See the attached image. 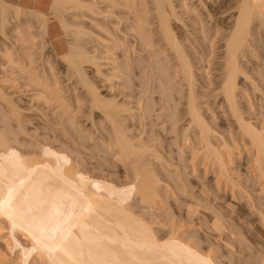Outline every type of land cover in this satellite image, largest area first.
Instances as JSON below:
<instances>
[{"label":"bare ground","instance_id":"obj_1","mask_svg":"<svg viewBox=\"0 0 264 264\" xmlns=\"http://www.w3.org/2000/svg\"><path fill=\"white\" fill-rule=\"evenodd\" d=\"M176 1L47 0L43 3L47 7L45 12L40 11L41 8L39 10L28 4L20 5L0 0L2 31H5L9 24H16L12 25L14 28L11 27L17 33V40L22 44L21 46H25L26 51L22 50V52L25 55L28 52V56L31 47L37 41L30 30L31 20L27 17L29 12L39 19L41 36L45 38L48 23L52 19L47 15L50 10L54 12V16L52 15L54 18L60 16V10L65 13L74 11L78 7H86L94 14L103 16L104 19L117 15L119 24L122 26L118 27L116 33L97 20H92L96 27L113 36L111 42L113 41L115 49L119 48L121 51L120 54L115 53L117 57L113 58L112 62L108 60V63L111 62L113 66V75L119 78L126 76L133 82V77L129 73L133 72L135 61L139 62L138 57L141 55L146 63L141 69L147 71V76L144 75L148 78V81L147 79L143 81L147 82V86L144 90L145 95L137 98L138 106L132 104L129 106L130 103H119L115 97L108 98L109 96L102 94L99 86H96V81H92L87 76L89 71L87 67H92L96 74L102 77L106 74L109 76V72L105 71L102 72L104 75H101L103 68L101 64L100 66L96 64L95 59L103 53L95 55L93 54L95 52H91L90 49L80 47L79 42H73L70 44L69 51L62 56L64 60L69 61L71 71L77 76V81L85 86L90 96L92 107L90 116L99 112L98 117H101V120L104 118L102 121L109 130L107 136L101 134L103 127L100 126V129L95 125L97 122L92 119V129L88 127L89 134L79 133L80 138L78 137L76 141L78 146L76 145V149L73 150L79 152L86 148L90 149L88 146H94V150L100 154L103 152L104 155L108 154L103 157L113 156L116 161H121L125 169L121 168L128 172L126 177H123L126 180L125 184L124 182L114 183L106 177V179L102 178L103 181L93 182L92 179L91 182V178L88 179L87 170L89 169H86L88 166L83 167L84 163H82L85 160L82 158L86 154L84 150L85 154L83 151L79 152V154L82 152L84 155H80L83 156L79 157L76 153L77 158H74L75 161L78 158L83 160L82 164L76 163L77 161L76 164L66 162V158L63 161L61 160L63 157H56L58 154H52L48 148L42 151L40 146L38 148L42 152L38 153L37 150L33 156L26 155V151L21 152L18 146L21 148V145L25 146L27 143V140L23 142L24 139L22 140L20 136V133L24 132L21 125L25 113H22L23 107L17 104V100L16 103L15 98L11 99L12 97L10 98L0 85V98H5L2 100L4 102L6 100V104L9 105L8 112L4 109L7 105L3 102L6 115L2 113L3 119L2 121L0 119V201L5 202L0 218H4L12 226V221L8 219L11 214L17 225L13 228V231L17 233L15 236L18 237L20 234L26 237L36 248L34 251L36 255L30 257L28 255L27 261H23L25 264H216L212 254H206L204 250H201L202 248L193 246L182 239L179 231L172 228L173 221L169 222L170 225L166 222L170 231H165L164 235H161L162 232L158 235L159 229L155 227L156 232L152 224L147 222L157 220L155 218L156 220L152 221L156 217L153 212L152 218L147 219V209L149 208L148 214L150 209L152 211L161 209V206L164 204L162 206L164 207L172 196L175 201L186 204V217L189 220H194L195 217L204 220L208 215L204 216L209 212V217L211 215L213 217L211 220L213 229L219 237L224 234L230 238L234 236L233 228L227 224L221 212L222 208H227L224 210L229 212L227 216L232 218V214L237 211L236 206L228 201L223 202V205L216 202L222 197L218 196V193V195L213 194L215 193L214 190L212 191L213 188L206 181L207 174L211 172L216 175L218 186L222 189L231 188L233 194H239L242 198L245 193L253 209H256L260 215H264V200L258 197L259 200L255 201L253 192L250 191L253 187L242 183L238 174L235 173L243 164L246 165L251 180L259 185L264 195V111H262L264 110V0H198L202 4L203 12L195 14L198 20L196 22V18L193 17L195 18L193 23L201 26V29L200 27L198 29L202 33L210 32V37L214 39L213 44L217 43L215 47L211 44V55L216 54L215 57H218L219 65L215 73L218 80L214 88L210 90L211 95L212 91L214 93V102H211L224 110L225 120L221 121L216 117L214 110L211 111V117L206 116L205 103L206 106L214 104L210 103V100L205 101L204 97H207L209 93L203 95L197 91L198 80L191 56L196 53L198 55V50L188 45L193 31L191 32L184 17L180 15ZM209 2H212L211 7L210 4L207 5ZM187 4L189 6L187 0H181L185 11L189 9ZM117 11L120 13L117 14ZM64 23L65 30L70 31L69 26L72 23L66 20ZM124 23L128 25L124 27ZM23 25L25 33L22 34ZM6 31L3 33L5 34ZM128 32L132 34L131 38ZM16 33L13 34L16 35ZM72 33L75 36L82 34L76 29ZM85 33L83 31L81 36ZM101 37L97 36V38ZM91 38L89 39L91 43L99 41ZM107 38L106 40L101 38L100 43L110 40ZM111 46L109 45V48L113 49L111 55L112 53L114 55V48ZM213 49L219 50L215 52ZM9 52H11L10 49L5 48V52L2 53L4 56L6 54V59L11 66L18 61L14 60ZM169 57L172 60H168ZM210 59L207 61L209 65ZM171 61L176 63L170 69ZM19 64L12 66L19 69ZM21 67L24 65L20 66V70L23 71L24 68ZM24 71L28 74L31 83L42 85L45 101L58 104L62 115L72 123L70 110L57 87L48 85V82L42 84L35 72L29 69ZM109 74L108 78H111L113 75L111 72ZM53 83L57 81L54 80ZM139 85L143 86L142 81ZM258 105L261 109L263 108L262 112H257ZM208 109L210 107H207ZM136 110L141 117L137 116ZM133 113L139 119H143L139 124V131H142L141 136L138 133L139 138H136L137 135L135 137L134 133L131 134L132 126L128 125L129 118L135 116ZM9 116L18 121L16 126L11 124L13 118L10 121ZM146 119H150L151 123L153 122L152 125L160 129L158 132L150 124L149 132L156 134L152 135L153 137L145 138L143 135L145 129L143 131L142 126ZM148 122L145 124H149ZM149 132L145 131V134ZM31 138L27 145H34L38 141L35 136ZM92 140L96 141L92 143L93 145L90 144ZM70 151L73 152L71 149ZM72 160L70 161L73 162ZM157 166L167 173L166 178L163 177V172H158L160 170ZM192 176L197 179H192ZM162 182L166 186H163ZM260 197L264 198V196ZM141 211L145 212H142L145 217H142ZM33 237L39 239L44 247L37 246ZM227 247L230 248L233 245L230 244Z\"/></svg>","mask_w":264,"mask_h":264},{"label":"rangeland","instance_id":"obj_2","mask_svg":"<svg viewBox=\"0 0 264 264\" xmlns=\"http://www.w3.org/2000/svg\"><path fill=\"white\" fill-rule=\"evenodd\" d=\"M6 1H8V0H6ZM51 1H53V0H51ZM8 2H11V1H8ZM187 2H189V6H188V4L186 6H187V9L188 8L189 9L187 11H185V6L181 5V0L176 1V3L179 5L178 11H179L180 15L182 17H184V20L187 22L188 26L191 28V32L193 31L192 32L193 34L191 33V39H190L191 44L189 43L188 45L189 46L191 45V46H193V48L198 50V55L196 53V54H193L191 56L192 61L194 63V69L196 70L195 71L196 77L198 80V88L199 89L197 91L203 95H205V93L206 94L209 93L207 95V97H204V98H206V100L205 99L204 100L205 101L208 100V102L210 100V103L214 104L213 103L214 102L213 101L214 100L213 99L214 93L212 91V95H211L210 89L214 88V85H216V81L218 80L215 73H217V66L219 64L217 63L218 57H215L216 54H215V56L211 55V46L213 45L215 47V45L217 46V43L215 45L213 44L212 40H214V39H212L210 37V34H211L210 32H209V34L207 31L202 33V31L199 30V29H201V26H199L198 23H193V21L195 22V18H196V22L198 20V18L195 16L197 14L203 12L202 4H200L198 2V0H192V1L187 0ZM190 2H192V3H190ZM11 3H14V2H11ZM208 4H210L209 6L211 7L212 2L207 3V5ZM60 11H59L60 16H58L57 18L53 17L54 12H52V10L48 11L49 13L47 12L48 13L47 15L49 17H52V19L49 21V26H56V28H58V35H60L59 42H61V41L67 42L66 47L64 49V52L66 53V51H69L71 43H73V42L78 43L79 42L80 47H82V48L84 47V48H86V50L90 49L91 52L92 51L95 52V53H93L95 55L103 53V55H100L101 57L99 56L98 58L95 59L97 62L96 64L99 66L101 64V66L103 68V69H101L102 70L101 75H104L102 73L104 71L109 72V73L111 72L112 73L111 75H113V70H112L113 66L111 64V62H112L111 60H113V58L115 59L117 57V55H115V53L120 54L121 51L119 48L115 49L116 47L114 46V43H112L113 41L111 42V38L113 39V36L111 34H107L103 29L96 27L92 20H95V21L97 20L98 22L107 26V28L112 29V32L114 31V33H116L117 32L116 30H118V27L122 26L119 24V21H120L119 17L117 15H115V16H112L110 18L104 19L103 16L94 14L93 12L88 10L86 7H82V8L78 7V9H74V11L71 10V11L65 12V13L62 10H60ZM119 11H117V14L120 13ZM27 17L31 20V22H30L31 24L29 23L30 25L29 24L28 25L30 26V28H31L30 30L36 36V40H37V41H35L34 46L31 47L32 49L29 51V53H30L29 56H28V52H26V55H25V53H24L26 51L25 46L24 45H23V47L21 46L22 44L17 40V37H18L17 33L14 32V30L12 29V27H13L12 25H16V24H9L10 26L6 29L7 31L5 30L6 33L4 34L3 32H5V31H2V26H1L2 24L0 23V26H1L0 27V85L3 87L2 89L4 90V92L6 94L8 93L10 98L12 97L11 99L15 98V102L17 100L18 103L17 102L16 103L19 106L21 105V108L23 107L22 113H25L24 114L25 117L22 118L23 123L21 126L24 128L25 133L24 132L20 133L21 139L22 138L24 139V140L22 139L23 142H25L27 140L26 142L28 143L29 139L31 137L33 138L34 136L38 140L37 141L38 143L36 142V144L38 146H36V144H34L35 146L32 144L27 145V143H26L27 146L21 145V148L22 147H23V149L25 148L24 150L21 149L20 146H18L19 149L23 153H25V151H26V153H25L26 155L33 156L34 152H37V150L39 151L38 153H41L44 149L48 148V150L50 152L52 151V154H54V153L58 154L56 157H58V158L63 157L64 159L61 158V160H63V161L66 158V162L68 161L69 163H74V164L84 163L83 167L88 166L86 169H89V170H87L88 176H89L88 179L91 178L90 179L91 182H92V179H93V182H96V181H103L102 178H104V179L108 178V179L113 180L114 183L117 182V184H121V182L126 181V180H124L123 177H126V174L128 173L127 170H124L125 166H123V163L119 160L116 161L113 156L112 157H110V156L109 157H107V156L103 157V156L108 155V154L104 155L103 154L104 152L100 154L97 150H94V148H93L94 146L93 147L88 146V148H90V149L86 148L87 150L83 149L86 154L84 153L83 150H80V151H83V153L85 154V157L82 158L83 160L85 159L84 161L81 160L80 158H78L76 160L77 162L74 160V158L75 159L77 158L76 153H78L79 157L84 155L82 152L80 154H83V155H80L79 154L80 151L74 152L76 150H73V149L76 147V145H77L76 143H78V142H76V141H78L77 138L80 136L81 133H82V135H83V133L89 134L88 132L92 129V124H91L93 121L92 119H94V121L97 122L95 124L96 126H99V128H100V126H101V128L103 127L104 130H101L102 131V132H100L101 134H103V135L105 134V136H107L109 130H108V127L105 124V122L102 121L104 118H102V120H101V117H98L99 112L96 113L95 112L96 110H95V111H93L95 113L92 116H90V113H91L90 109L92 108L91 102H90V96H88V94H87L88 92H87L85 86L81 82L77 81V79H76L77 76L74 75L73 71H71L72 69L69 66L70 65L69 61L64 60L65 58L63 59L62 56L65 55L64 52L59 53L54 48L53 43L48 36L49 31L47 33L46 38L41 36L42 29H41L39 19L37 18V16L35 14L29 12L27 14ZM193 17H195V18H193ZM65 20L68 21L69 23H72V25L69 26V28L71 29L70 31H66L64 28L65 27V23H64ZM127 25H128V23H124V27ZM24 28L25 27L23 25V27L21 28L22 29L21 32L23 31ZM72 29H74V30L76 29V31L80 30L82 32V34L84 31V32H86L85 33L86 35L84 34L83 36H81L82 35L81 34L79 36H75L72 33V31H74ZM196 29H197V31H196ZM11 31H13V32L11 33ZM1 32L3 33V35ZM93 32H94V34H93ZM13 33H16V35ZM23 33H25V32L23 31L22 34ZM95 34L98 37L102 36L101 37L102 39L97 38V36ZM93 35H95V36L93 37ZM128 35H130L129 37L131 38L132 34L130 32H128ZM90 36L93 38H91ZM107 36L108 37L112 36V37L107 38ZM203 36H205L206 38ZM192 37H193V39H192ZM90 38L93 40H99V41H97V43H94V41H92V43H91V42H89ZM106 38L110 39V40H107V42L104 41V42L100 43V39L106 40ZM209 38H210V40H209ZM86 42H87V44H86ZM93 43H94V45H92ZM95 44L96 45L98 44V45L95 46ZM104 44H105V46H103ZM90 45H92V46H90ZM100 45L102 47H99ZM109 45L114 46V47L111 46V48H114V55L112 53L113 56L111 55V52H113V49L111 50L109 48ZM188 45H187V48H188V51H190L189 50L190 47ZM5 48H7V50L10 49L11 52H9V53L11 54V56L13 57L14 60H16L20 63L19 64L17 62L20 66H21V64H22V66L24 65V67H21L22 69L24 68L23 71L20 70V66H19V69L16 66H12V65L18 66L17 63L12 64L10 66V62H8V59H6L7 58L6 54H5V56L3 54L5 52ZM108 48H109V50H108ZM22 50H24V52H22ZM106 50H108V51H106ZM213 50L215 52H217L219 49H213ZM100 51H101V53H99ZM105 51H106L108 57H111L112 59L111 58L109 59L107 57ZM201 53H202V55H201ZM109 55H111V56H109ZM102 56H103V58L104 57H107V58L103 59ZM213 57H214V59L212 60ZM138 58L140 59V60L138 59L139 62L137 60H136L137 62L135 61V63H136L135 68H134L133 72L129 73L133 77V82L130 81V79L128 77H126V76L124 77V75H123L124 78H119L117 76L114 77V75L111 76V78H108L110 76L109 73H108L109 76H107V74H106L107 77L104 75L107 78L106 79L104 76L102 77L99 74H96L95 70L92 67L86 68V69H89L88 72L86 71L87 76L90 77V79L92 81H94V82L96 81V86L97 87L99 86L98 88L101 89L100 90L101 93L105 94V96L107 95V97L109 96L108 98L115 97L116 101L119 103L126 102V103H130L129 106H131V104L134 106L135 105L138 106L139 101L137 100V98L140 97L141 95L142 96L145 95L144 90H146L145 86H147V82H145L146 83L145 84L143 81H146V79L148 81V78L146 77L147 71L144 70L143 68H142L143 70L141 69V67H144V65L146 64L145 59L141 55ZM208 59L211 60L210 65L207 62V61H209ZM108 60H110L111 62L108 63ZM168 60H172V58L169 57ZM140 61H141V63H140ZM137 63H138V65H137ZM175 63L176 62H173V61L170 62V66H169L170 69L175 66ZM109 64H111V65H109ZM25 69H29L30 71L35 72L36 76L40 79V82L42 84L43 83L47 84V82H48V85H50V86L54 85V87H57V90L60 91V96L63 97L62 99L67 104V106L70 110V113H71L72 118H73L72 123L66 117H64L62 115L61 108L59 107L58 104L45 101V98L42 95L44 93V91H43L44 89L41 88L42 85L38 86L36 83H33V82L31 83V80H29V78H28V74L24 73ZM53 78L55 81H57V83H53L54 82ZM8 80L10 82H8ZM42 80H43V82H42ZM108 80H110V81H108ZM58 81H59V83H58ZM141 81L143 83V86L139 85V83H141ZM210 82H212L213 84ZM103 83H105V84H103ZM134 83H136V85H139V86H136ZM1 86H0V88H1ZM58 87H59V89H58ZM41 91H43V92L41 93ZM115 95L118 97H116ZM42 96H43V98H42ZM208 96H212V97L209 98ZM2 99H5V98H0V103H1L0 104V110L3 111V112L0 111L1 121L3 119L2 113L5 114L6 111H8V109H9L8 108L9 105L6 104V100L4 102V100H2ZM211 101H213V102H211ZM242 101H244V100H242ZM3 102L7 105L6 108H4L5 104ZM212 104H210V105H212ZM258 106L256 108H257V112L259 113L263 108L261 109L260 106H259L260 108H258ZM207 107L208 108L210 107V109L207 110ZM211 107H213V108H211ZM3 108L7 109V110L4 112ZM134 108H136V107H134ZM204 108H206L205 109L206 110L205 113L207 112L206 116L211 117V115H212L211 111L214 110L216 112L215 115H217L216 117L218 118L219 121H221L222 119L225 120V117L223 116L224 110L221 109L222 107H219L217 104L216 105L214 104L212 106H208V105L206 106V103H205ZM262 111H264V110H262ZM134 113L136 114V112H134ZM134 113H133V115H135ZM140 115L141 114H138V111H137V116L141 117ZM89 116H90V118H89L90 120L88 119ZM137 116L136 115L134 117L130 116L132 118H129L130 119V120H128L129 124L128 123L127 124L132 126L130 128L131 134L134 133V136L137 135V137L136 136L135 137L139 138V136H141V134H142V131H139L140 130L139 124H140V121L142 118L139 119V117H137ZM9 117H8V119H9ZM12 118L13 117H10V121ZM133 118H135V119H133ZM136 118H138V119H136ZM5 119H7V118H5ZM147 120L148 119H146L144 121L145 122L149 121L148 122L149 124H147V123L145 124V122H144V125L143 126L141 125V126L143 128L142 129L143 131L145 129V131L149 132L150 131L149 128L151 127L150 124L152 125L153 122L151 123L150 119L148 121ZM1 121H0V123H1ZM8 121L9 120H7L6 122L8 123ZM17 122L18 121L15 118H13L11 124L16 126ZM142 123H143V121H142ZM137 125H138V127H137ZM145 125H147V127ZM153 126L154 125H152V127ZM88 127L90 130L88 129ZM153 128H156V130H158V132H160V129H158L159 127L154 126ZM85 130H86V132H85ZM145 131L143 133V135H145L144 136L145 138L149 137V136L153 137L156 135V134L154 135V133L152 134L151 132H149L150 135L148 133L145 134ZM152 131H153V129H152ZM138 133H139V136H138ZM32 135H34V136H32ZM28 136H29V138H28ZM144 137H142V139H144ZM34 140H36V139H34ZM136 140H138V139H136ZM95 142H96L95 140H92V142L90 144L95 143ZM164 143L166 144L167 142L165 141ZM39 146L42 149V151L39 150L40 149V148H38ZM44 147H46V148H44ZM26 149H28V150L30 149L29 151L31 153H29V151ZM33 149H35L36 151ZM70 149L74 153L71 152ZM93 150H94V152H93ZM53 151H55V152H53ZM59 154H60V156H59ZM61 154H62V156H61ZM63 154H65V156H63ZM38 155H36V156H38ZM72 157H73L74 161L71 159ZM68 159L72 160L73 162H71ZM104 159H106V160H104ZM238 159H237V162H238ZM107 160H108V162H107ZM242 161H243L242 162V164H243L244 163L243 158H242ZM239 162H241V161L239 160ZM84 165H86V166H84ZM121 167H123L124 169ZM157 168H158V166H157ZM239 169H238L239 171L237 170V172H235V173L238 174L240 181L242 183H244V184L247 183L248 186L253 187V190L251 189L250 191H251V193L253 192L252 195L254 196L255 201L259 200L260 198H261V200H264V198L260 197V196H264V195L261 192L259 185H257L256 182L251 180V177L248 174L247 166L243 164ZM159 170L160 171H158V172L159 173L163 172L162 175L164 178H166L167 173L165 171H161V169H159ZM90 174L94 178L91 177ZM193 178L197 179L196 177L192 176V179ZM206 178H207L206 181L210 183L209 186L213 188L212 191L214 190L213 192H215V193H213V192L212 193L213 194L218 193L219 195L218 194L217 195L222 197V198L219 197V198H221L220 201H219V199H217L216 202L218 204L223 205L224 204L223 202L227 203V201H228V202H230L236 206L237 211L234 214H232V218L227 216L229 213V212H225V210L227 208L226 209L224 208L225 210L222 208L223 211L221 212L224 214V215L223 214L222 215L225 217V221L227 222V224L233 228V230L235 232L234 236H232L230 238V237H227L226 234H224V235H222V237H219L218 233L213 229V226H212L213 222L211 221V220H213V217H211L212 216L211 215L210 216L211 219H210V217H209L210 213L208 211L207 212L209 214L207 213L204 216V217H206L208 215L204 219L206 222L203 219H202L203 221L200 220L198 217H195L194 220H191V219L189 220L188 217H186V211H187L186 204L183 202L181 203L180 201H175L174 200L175 198L173 199L172 196H171V198L168 199L167 204L165 203L166 205L164 207H162L164 204L161 206V209H158V210L154 209L153 211H152V209H150L149 214H148L149 208L147 209V216H148L147 219L149 220L152 218V212H153L154 213L153 215L154 216L156 215V217H154V219H152V221L156 220L155 218H157L158 222H157V220L155 222L154 221L150 222L147 220L146 221L149 222L150 224H152L154 229L156 227L157 230L158 229L160 230V227H161V230L160 231L158 230V232L155 229V231L158 233V235H160L161 232L163 233L161 235H164L165 231H170V230H168L170 228H167V226H166V222H167V224H169V222L173 221L171 226L173 229H177L179 231L178 233L181 236V238L187 242H190L193 246H196L200 249L202 248L201 250L202 251L204 250L203 251L204 253L210 254V255L212 254V257L215 259L216 264H263L264 261H262V260L264 259V215H260L259 212L256 211V209H253L250 202L248 203V199H247V197H245V193L244 194L242 193L244 195L242 198V196L239 194H233L231 191V188H227V189L223 188L222 189L220 186H218V184L216 182V175L214 173H212V172L208 173ZM129 182H130V180H129ZM129 182H127V183H129ZM164 182H162V183H164ZM124 184H125V182H124ZM164 185L166 186L165 183L163 184V186ZM174 189H176V187ZM173 191H175V190H173ZM171 192H172V190H171ZM237 193H238V191H237ZM258 197H259V199H258ZM220 209H221V207H220ZM218 210H219V208H218ZM142 212L145 213L146 210H145V212L141 211L140 212L141 215H143ZM174 213H175V215H174ZM211 214H213V213L211 212ZM225 214H226V216H225ZM168 215H170V216H168ZM157 216H159V217H157ZM142 217H145V215H143ZM166 217H167V219H166ZM174 217H176V218H174ZM160 218H161L162 222H160L161 221ZM164 219H165V221H164ZM177 219H179V220H177ZM198 220H199V223H198ZM207 220H208V222H207ZM191 221H193V223ZM175 222H176V224H175ZM173 223H174V227H173ZM163 225L166 228H164ZM171 226H169V227H171ZM171 231H172V229H171ZM167 233H169V232H167ZM15 235H17V233L15 231H13V227L10 226L8 221L7 220L5 221L4 218H0V261H2V262H0V264H8V263L9 264H25V262H23V261H27L28 255L30 257L31 255L33 256L35 254V252L33 251L34 246L31 244V242L29 240H27L26 237L21 236L20 234H19L20 236L18 235V237ZM17 240H19V241H17ZM229 242H231V243H229ZM230 244H231V246L233 245V247H230L231 250L229 247H227L228 245L230 246ZM232 248H233V251H232ZM25 250H26V252H25ZM228 250L232 251V252L229 253ZM1 255H2V258H1Z\"/></svg>","mask_w":264,"mask_h":264},{"label":"crops","instance_id":"obj_3","mask_svg":"<svg viewBox=\"0 0 264 264\" xmlns=\"http://www.w3.org/2000/svg\"><path fill=\"white\" fill-rule=\"evenodd\" d=\"M8 1L14 2L16 4H20V5L28 4L29 6H31L33 8H37V9L41 8V10L39 9L40 11H45V12L47 11L46 10L47 7L44 6L46 4H43L47 0H8ZM47 28H48L47 33L49 31L48 36H49L50 40L52 41L53 46L56 49V51L59 53L64 52V49L66 47L67 42H63L61 40H60L61 42H59L60 35H58V28H56V26H49V23H48ZM64 54H65V52H64Z\"/></svg>","mask_w":264,"mask_h":264},{"label":"snow or ice","instance_id":"obj_4","mask_svg":"<svg viewBox=\"0 0 264 264\" xmlns=\"http://www.w3.org/2000/svg\"><path fill=\"white\" fill-rule=\"evenodd\" d=\"M9 204H10V201H9ZM4 205H5V202L4 201H0V212H3ZM8 219L10 221H12V227L15 228L17 225H16L15 220H14V218H13V216L11 214H9ZM33 240H34V242H35V244L37 246H39L41 248L44 247V245L41 243V241L39 239H36V237H33ZM35 250H36V248H33V251H35Z\"/></svg>","mask_w":264,"mask_h":264}]
</instances>
